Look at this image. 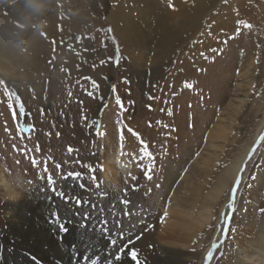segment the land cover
<instances>
[{"label":"rangeland","instance_id":"1","mask_svg":"<svg viewBox=\"0 0 264 264\" xmlns=\"http://www.w3.org/2000/svg\"><path fill=\"white\" fill-rule=\"evenodd\" d=\"M178 8L179 0H0V226L14 193L24 212L75 213L76 227L86 218L103 231L110 249L80 236L79 264L115 262L122 241L143 264H155L157 243L177 249L165 264H199L233 186L213 208L210 195L263 117L264 0H212L195 27L162 39L156 16L166 13L171 30ZM109 11L126 17L132 41ZM261 144L212 264L246 262L250 242L264 239ZM120 164L126 177L104 175ZM169 203L182 222L160 241ZM206 209L212 217L201 224Z\"/></svg>","mask_w":264,"mask_h":264},{"label":"bare ground","instance_id":"2","mask_svg":"<svg viewBox=\"0 0 264 264\" xmlns=\"http://www.w3.org/2000/svg\"><path fill=\"white\" fill-rule=\"evenodd\" d=\"M211 2L212 0H179L180 8H178V10L180 12V19H178V26L173 27V29L171 28V30L170 29L168 30V28L164 30L163 28L164 25L168 26V19H169L168 15L166 13L164 14L160 13L159 15H157L156 20L157 22H159L158 23L159 28L157 30L161 32L160 37H162V39L164 38V39H169V40L172 39L173 37L176 39L177 35H179L180 33L184 34L187 32L189 25L190 27H195L199 20V15L201 11L208 8ZM16 6L18 7V5ZM52 13H54L55 16H53V20L51 22V31L53 33L54 32L57 33L56 29H59V22H58L59 20L57 18L55 11H53ZM109 15H110L109 16L110 19L113 20V23L116 25V29L122 35V37L126 39L127 41H132L133 39V34L131 32L132 27L130 28V24L128 20H126V17L125 18L121 17L119 18V22H116L113 19V15L111 11H109ZM263 130H264V112H263L262 119L258 122L255 128V132L253 136L251 137V140L241 149V151H239V153L234 157L231 163L225 169H223V172L221 173V176L218 182L216 183L215 191L211 193L210 195L212 199L210 201V205H211V208H213L214 202L218 199L219 195L224 190L227 183L230 182V187L228 190V194H229L231 187L234 185V183H237V177H239V184L237 183L235 187L236 192L234 191L235 197H234V192L231 191V197L229 199V202L226 203V205H223L220 210V214H222V218H219L218 220L219 223L217 225V230L215 234L213 235L212 240L209 242L208 246L206 247L204 252L201 254L199 264H212V255L215 251L214 245L217 244L216 242L221 239V236L223 233L222 231L225 230V226L228 221L227 214L229 213L230 209H233L234 205H235L234 209L238 208L239 199H240L239 198V188H240V183L243 179V176L246 173L250 164L253 162V160L255 158H258L261 153L260 151L262 148L261 143L263 140H260L261 143L260 142H259L260 144L258 143L257 147L254 149V152L252 153H251V148H252V145L257 140V138L261 135ZM249 153H251V155H249ZM122 158L123 157L120 156V159ZM107 164H109V162ZM115 168L106 165L104 175L108 176L110 172L113 173V171H115L116 173L114 174H118V177L120 176L121 179L123 177H126V171L123 168H121V164L117 166L118 169L115 170ZM241 169L243 170L241 171ZM255 173H256L257 178H260L259 172L256 171ZM0 180H2V178H0ZM130 185H133L132 179H129V183L125 184L123 187L126 190H128L129 188H131ZM147 189L148 188H146L145 190ZM148 191L147 193H149ZM10 195H12L15 198H13V201L7 203V208L9 209L10 212L5 215L6 224L3 226H0V264H79L80 260L77 258L83 254L85 255V253L87 252V250L83 248L86 245L83 246L84 242L83 240H80V236L82 238L84 237V239L85 238L94 239L95 241H98L99 244H101L102 246L105 245V249L108 250L109 244L103 238L105 236L102 234L103 231L101 233V231H99L97 228L96 229L91 228L90 221L87 220L86 218H82V220H85L87 223L86 227L80 228V227H76L75 225L76 222L81 223V220L78 218V215L75 213L64 214V213H56V212L51 213V212H40V211L39 212H24L23 210L19 208L20 205H22V203L19 200V198H17V194L10 193ZM136 196L137 194H133L132 198L130 197L128 198V200L131 199L130 201H132L133 198ZM173 199H175V192H173L172 198L170 197V200H173ZM142 201L143 200H141V202H138L137 200L139 204L143 203ZM133 202H135V200ZM133 202H131V204ZM148 204L149 203L147 204L144 203L143 205L141 204L140 208L144 210H148L150 207V204L149 206ZM172 204L173 203H169L167 212L165 211L166 214L164 215V220L162 224L163 229L161 228L160 230H158L159 232L157 231L156 236L158 240L160 241L162 240L164 241V238H165L164 232L166 233L165 229L167 227L171 228V230L169 231L167 230V232L171 233L173 232L172 228L175 227L176 225H179V224L181 225V222H182L181 213L178 212L175 209V207L172 206ZM135 206H138V205H135ZM212 213L213 212L210 209H206L204 212H202L201 215L203 218L201 219V224L207 223L209 219L212 217ZM167 221H170V222H167ZM59 225L61 228L67 227L68 232L65 231L66 233L64 234L63 231L58 230ZM262 231L264 232V229H262ZM113 235L114 234H112L111 236ZM168 235L169 234H167V236ZM107 238L108 237L106 236V239ZM168 240L170 241L169 238ZM172 242L174 241H171V243ZM70 243L76 244L74 250L70 249L69 247ZM250 243L254 244L255 252H253L250 255V258H248L246 262H241L240 264H264V239L258 238L255 236L254 239ZM88 246H90V243ZM156 250H157L156 251L157 253L154 256L155 264H165V262L169 260L171 256L175 254L177 251V249L167 247L165 245H162L161 243H157ZM132 251H135L136 253L135 244L122 241L120 245L118 244L117 250L115 252L113 251L119 257V259L117 260L114 259L115 262L113 261L111 262V264H137V260L139 264H143V262L139 259L138 256H137V260L132 259V256H131ZM210 251L212 253L211 258L206 259ZM88 252L91 253L92 256H95V254L93 253L94 251L93 252L88 251ZM109 255H112V254L110 253L108 254V256ZM98 262L100 263V261Z\"/></svg>","mask_w":264,"mask_h":264},{"label":"snow or ice","instance_id":"3","mask_svg":"<svg viewBox=\"0 0 264 264\" xmlns=\"http://www.w3.org/2000/svg\"><path fill=\"white\" fill-rule=\"evenodd\" d=\"M186 86L191 87V85H186ZM118 102H119V101H118ZM260 140H264V135H262V136L258 139L257 143H259ZM141 151H142V153H143L145 156H150V153H147V152H146V148H142ZM249 155H251V153H249ZM242 170H243V169H241V171H242ZM77 178H78V174H77ZM237 183H239V177H237ZM234 191H235V188L233 189V192H234ZM229 206H231V205H229ZM214 247H215V245H214ZM131 256H132V259H133V260H137V255H136L135 251H132V252H131ZM210 258H211V251L209 252L208 257H207L206 259H210ZM117 259H119V257H117ZM137 264H139L138 260H137Z\"/></svg>","mask_w":264,"mask_h":264},{"label":"water","instance_id":"4","mask_svg":"<svg viewBox=\"0 0 264 264\" xmlns=\"http://www.w3.org/2000/svg\"><path fill=\"white\" fill-rule=\"evenodd\" d=\"M264 135V130L262 131L261 135L257 138V140L255 141V143L252 145V148H251V153L254 151V149L257 147L258 143V139ZM237 183H234L233 187H232V192H233V189L236 187ZM226 227V226H225Z\"/></svg>","mask_w":264,"mask_h":264}]
</instances>
